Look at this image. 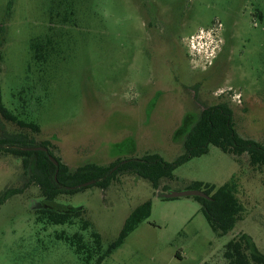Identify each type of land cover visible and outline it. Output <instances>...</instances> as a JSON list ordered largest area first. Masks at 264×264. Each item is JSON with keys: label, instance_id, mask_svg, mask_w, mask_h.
Instances as JSON below:
<instances>
[{"label": "rangeland", "instance_id": "rangeland-1", "mask_svg": "<svg viewBox=\"0 0 264 264\" xmlns=\"http://www.w3.org/2000/svg\"><path fill=\"white\" fill-rule=\"evenodd\" d=\"M58 6L71 7L67 19L51 17ZM194 35L203 45L199 57ZM37 39L48 47L46 60L30 50ZM0 96L19 119L40 127L21 130L0 116V137L22 131L49 141L70 168L147 153L171 162L199 110L218 102L232 109L240 136L262 143L264 0H0ZM28 169L0 155V193L22 188L0 205V264H96L95 254L86 263L56 236L78 232L91 244L95 230L104 250L147 200L148 218L100 264H223L225 244L239 233L264 254V169H252L246 154L237 161L210 145L162 185L218 187L236 176L245 214L226 234L212 230L194 196L163 198L134 174L49 202L36 185L25 186ZM43 207L79 215L72 225H53L38 219Z\"/></svg>", "mask_w": 264, "mask_h": 264}, {"label": "trees", "instance_id": "trees-1", "mask_svg": "<svg viewBox=\"0 0 264 264\" xmlns=\"http://www.w3.org/2000/svg\"><path fill=\"white\" fill-rule=\"evenodd\" d=\"M68 12H71V7L64 6L60 9L58 6L55 10H51V17L62 13V19L65 20ZM30 50L39 60H46L48 56L47 45L39 39L31 43ZM0 116L8 122L16 124L21 130L27 129L36 133L40 131V127L34 122H25L10 112L3 105L1 96ZM28 136L20 131L0 137V155L5 153L20 158L23 167L29 168L28 171L30 170L25 186L36 185L42 199L49 202H56L58 196L73 194L88 186H99L106 189L113 176L126 173L147 180L153 190L166 192L167 190L162 187L163 182L173 178L174 169L193 157L207 153L210 145L233 155L237 161L243 154H246L248 164L252 169H264V142L244 138L237 133L233 122V111L226 102L207 105L199 110L198 116L188 126L181 140L183 152L171 162L164 161L158 154L147 153L140 158H117L107 166L88 162L70 168L59 156L53 154L52 144L49 141L45 140L38 143ZM37 145L47 147V151L16 148L18 146L31 147ZM48 155H52L58 161L57 166L48 158ZM91 180L94 182L89 185L76 187ZM191 188L203 190L210 197L209 199L194 198L201 204L205 218L212 230L218 234H226L238 221L243 219L245 208L237 196L239 186L236 176L218 187L196 181L193 182ZM21 191L22 188H6L0 193V205L8 197ZM150 209L149 200L134 208L125 219L117 238L109 243L104 250L101 249V236L95 230L91 232V244L85 241L82 233L78 232L72 235L61 232L56 237L63 239L84 262L89 263L90 257L95 254L96 264H100L105 257L109 256L124 242L130 232L148 218ZM38 211L40 212L38 219H41L42 215L46 223L53 225H72L73 217L79 215L73 213L71 207L65 210L43 207ZM81 211L79 210V212ZM87 225L88 222L83 221L82 229L86 230ZM223 258L225 259L223 264H264V254L256 248L251 237L246 233H239L225 244ZM202 264L217 263L205 262Z\"/></svg>", "mask_w": 264, "mask_h": 264}, {"label": "water", "instance_id": "water-1", "mask_svg": "<svg viewBox=\"0 0 264 264\" xmlns=\"http://www.w3.org/2000/svg\"><path fill=\"white\" fill-rule=\"evenodd\" d=\"M16 148L22 149V150H42V151H47V147L45 146H41V145H37V146H31V147H23V146H18ZM48 158L54 163V165H58V161L52 156V155H48ZM57 171V169H56ZM55 177H56V173H55ZM94 181H87L84 182L82 184L77 185L76 187H82V186H86L89 185L91 183H93ZM158 196H161L163 198H176V197H181V196H194V197H202L205 199H209L210 197L203 191L200 189H195V188H191V189H184V190H177V191H167V192H158L157 193Z\"/></svg>", "mask_w": 264, "mask_h": 264}, {"label": "built area", "instance_id": "built-area-1", "mask_svg": "<svg viewBox=\"0 0 264 264\" xmlns=\"http://www.w3.org/2000/svg\"><path fill=\"white\" fill-rule=\"evenodd\" d=\"M200 32H202V31H200ZM196 35H194V36H192L190 38V45H191L192 55L193 56L196 55L197 57H199V53L202 51L201 49H202L203 45L201 44V42H198V41L197 42H194V39H195ZM208 53H209V51H207V52L204 53L205 57H207V54Z\"/></svg>", "mask_w": 264, "mask_h": 264}]
</instances>
